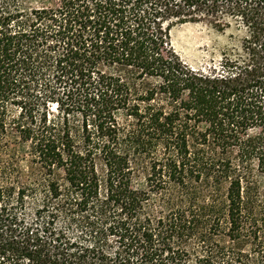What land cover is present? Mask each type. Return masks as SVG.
Listing matches in <instances>:
<instances>
[{
  "label": "trees",
  "instance_id": "1",
  "mask_svg": "<svg viewBox=\"0 0 264 264\" xmlns=\"http://www.w3.org/2000/svg\"><path fill=\"white\" fill-rule=\"evenodd\" d=\"M263 179L264 0H0V264H264Z\"/></svg>",
  "mask_w": 264,
  "mask_h": 264
},
{
  "label": "rangeland",
  "instance_id": "2",
  "mask_svg": "<svg viewBox=\"0 0 264 264\" xmlns=\"http://www.w3.org/2000/svg\"><path fill=\"white\" fill-rule=\"evenodd\" d=\"M227 20L230 27L224 31L216 30L208 22H186L176 25L171 32L174 50L183 61L196 68H203L216 62L220 53L226 49L237 51L247 29L234 18L228 17ZM20 164L26 171L27 160L23 159Z\"/></svg>",
  "mask_w": 264,
  "mask_h": 264
}]
</instances>
